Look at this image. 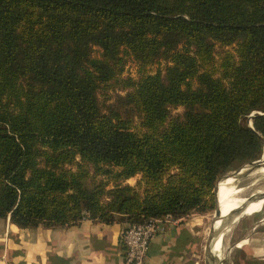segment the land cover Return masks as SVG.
I'll list each match as a JSON object with an SVG mask.
<instances>
[{
    "label": "trees",
    "instance_id": "obj_1",
    "mask_svg": "<svg viewBox=\"0 0 264 264\" xmlns=\"http://www.w3.org/2000/svg\"><path fill=\"white\" fill-rule=\"evenodd\" d=\"M216 45L235 54L213 73ZM122 50L171 66L100 105ZM175 105L183 113L162 127ZM263 151L264 0H0V218L54 228L185 217L213 209L217 180ZM89 165L140 174L142 191L105 190Z\"/></svg>",
    "mask_w": 264,
    "mask_h": 264
},
{
    "label": "crops",
    "instance_id": "obj_2",
    "mask_svg": "<svg viewBox=\"0 0 264 264\" xmlns=\"http://www.w3.org/2000/svg\"><path fill=\"white\" fill-rule=\"evenodd\" d=\"M263 204L241 220L244 215L236 216L228 264H264V213L253 215ZM200 222L195 213L175 218L151 241L146 264H199ZM127 224L85 218L62 227L19 228L0 218V264H123L119 236Z\"/></svg>",
    "mask_w": 264,
    "mask_h": 264
},
{
    "label": "rangeland",
    "instance_id": "obj_3",
    "mask_svg": "<svg viewBox=\"0 0 264 264\" xmlns=\"http://www.w3.org/2000/svg\"><path fill=\"white\" fill-rule=\"evenodd\" d=\"M225 52H229L231 54H235V45L226 46V47H220L218 45L214 48V58L215 62L212 66L213 73L216 70H219V62L220 58L223 56ZM90 55L92 58L100 60L101 54L100 49L97 46H91L90 47ZM121 60L119 65L118 73L109 80L108 82L100 83L97 86L96 89V98L100 105H106L109 103H112L115 100V97L117 95H124L127 91H129V87L126 86V81L130 78L132 81L136 82L140 79L143 75H154L159 74L162 78L164 77L166 73V68L168 66H171L169 60L165 56H159L155 58L153 61H151L148 64L142 65L140 64L129 52L122 50L120 53ZM204 68H200V72H202ZM190 82V86L192 88H196L198 86L197 83V76H193L189 79H187ZM184 107L183 105H175L170 106L168 108V117L165 119L162 127L167 126L170 119L174 118L177 115H181L183 113ZM137 123L138 119H134ZM248 125H249V121ZM264 154V151L259 159L262 158ZM78 158L75 159V162H78ZM245 165L251 166V163H242L238 164L236 163L230 170H228L224 175H222L218 180V184L221 182V178L229 173L236 172L239 169H242ZM246 166L245 168L249 169L250 167ZM70 170L74 171L75 167L70 166ZM259 168V167H258ZM88 171L93 175V178L97 182H102L105 186L104 189L108 190L111 189L115 184H123V185H130L135 187L137 190L142 191V188L138 185V181L141 178L140 174H136L128 179L119 178L116 176L119 169L115 166H109V165H99L98 169H96V172H94L93 167L90 165L87 166ZM257 169V168H255ZM231 175V174H230ZM216 182V183H217ZM216 185V184H215ZM244 186L249 187L247 188L241 195L243 197L245 196H251L260 192H264V172H257L254 174V177L247 179L244 182ZM254 201V199L250 200V202ZM249 203V202H248ZM257 204V202H254V205ZM239 206V207H238ZM242 207V205H241ZM240 205L237 204L236 211L240 212L242 211ZM214 212H215V206L213 209H207L204 211L199 212H193L195 213L196 217H199L201 219L200 226V243H199V264H206V260L208 258L205 255V246L207 242V238L209 236V230L212 223V220L214 218ZM249 212L248 210L242 211L240 216L243 214H246ZM260 213H264V204L262 209L258 213H254L253 215H259ZM235 215V213H230L229 215ZM252 215V214H251ZM250 215V216H251ZM247 215L242 216L239 220H241L243 217ZM229 217V216H228ZM235 217V216H234ZM238 221H236L230 228L227 230L224 229V236H223V242H222V252H221V264H228L227 258H226V247L229 245V235L230 232L235 228L236 224H238Z\"/></svg>",
    "mask_w": 264,
    "mask_h": 264
},
{
    "label": "bare ground",
    "instance_id": "obj_4",
    "mask_svg": "<svg viewBox=\"0 0 264 264\" xmlns=\"http://www.w3.org/2000/svg\"><path fill=\"white\" fill-rule=\"evenodd\" d=\"M246 166L249 165H245L242 169H239L236 172H232L223 176L221 178L220 184H218L217 182L216 198H217V207L219 209L220 214L215 218V222H214V228L215 230L218 231L217 234L218 236L215 239V242L212 246V259L210 264H221V252L223 248L222 242L224 236V229L227 230L236 221H238V218L240 217L239 214L242 211L255 210L256 208L259 207V205H261L264 202V198H260V199L255 198L254 201L250 202V200L248 201L245 200L244 197L241 195L247 188H249L244 186V182L251 177L253 178L255 173L264 172V163L257 169H255L252 166H249L250 168L247 169L245 168ZM255 201L257 202V204L254 205ZM237 204L242 206L244 204L246 205V207L243 208L240 206L242 208L241 209L242 211L237 212L236 211ZM233 212L235 213V215L228 217L229 214ZM238 215L239 217H237V219L235 220L236 216Z\"/></svg>",
    "mask_w": 264,
    "mask_h": 264
},
{
    "label": "built area",
    "instance_id": "obj_5",
    "mask_svg": "<svg viewBox=\"0 0 264 264\" xmlns=\"http://www.w3.org/2000/svg\"><path fill=\"white\" fill-rule=\"evenodd\" d=\"M175 217L171 214L151 216L139 222L128 223L120 232L123 246V264H146L151 241L166 230Z\"/></svg>",
    "mask_w": 264,
    "mask_h": 264
},
{
    "label": "water",
    "instance_id": "obj_6",
    "mask_svg": "<svg viewBox=\"0 0 264 264\" xmlns=\"http://www.w3.org/2000/svg\"><path fill=\"white\" fill-rule=\"evenodd\" d=\"M249 163H251V166L254 167V168L260 167L264 163V154H263L261 159H258V160H255V161H252V162H249ZM216 191H217V183H216V185L214 186V189H213L214 202H215L214 218H213L211 226H210L209 236L207 238V242H206V246H205V255L208 258V260H206V264H210V262H211V259H212V246H213V244L215 242V239L218 236L217 235L218 231L215 230V228H214L215 218L220 214L219 209L217 207ZM255 198H259V199L260 198H264V192H260V193L254 194V195H251L249 197L248 196L244 197V199L247 200V201L251 200V199H255ZM242 207L244 208V207H246V205L243 204ZM231 216H232V214L229 215V217H231Z\"/></svg>",
    "mask_w": 264,
    "mask_h": 264
}]
</instances>
